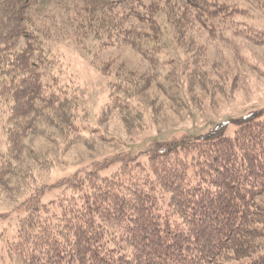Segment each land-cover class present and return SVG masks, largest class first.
<instances>
[{
	"label": "trees",
	"instance_id": "obj_1",
	"mask_svg": "<svg viewBox=\"0 0 264 264\" xmlns=\"http://www.w3.org/2000/svg\"><path fill=\"white\" fill-rule=\"evenodd\" d=\"M183 1L205 32L253 34L264 44V33L244 22L245 11L231 1ZM27 2L0 0V129L6 143L1 188L12 187L8 177L23 140L40 121L61 120L75 140L89 139L77 122L85 115L82 94L57 84L51 76L54 55L23 23ZM145 2L102 0L97 10L106 17L112 4L127 5L128 17L147 20L154 31L159 15ZM109 24L105 44H129L154 69L170 64L157 62L161 46L156 40L133 34L131 25ZM14 38H23L25 47L7 60L6 47ZM152 81L143 73L131 82L114 74L101 116L127 109L120 93L129 103L128 94L137 96ZM263 113L232 121V134L221 122L198 137L159 143L144 162L117 158L119 166L108 172L107 164L89 167L61 183L59 194L46 201L34 192L8 241L11 257L16 264H264Z\"/></svg>",
	"mask_w": 264,
	"mask_h": 264
},
{
	"label": "rangeland",
	"instance_id": "obj_2",
	"mask_svg": "<svg viewBox=\"0 0 264 264\" xmlns=\"http://www.w3.org/2000/svg\"><path fill=\"white\" fill-rule=\"evenodd\" d=\"M228 1L245 11L244 22L264 33V0ZM100 2L28 0L23 9V23L37 31L40 44L55 57L51 76L62 88L82 94L85 115L80 114L77 122L83 126L79 132L89 139L75 140L61 120L47 119L23 140L15 171L8 177L12 187H0V264H16L8 241L24 201L34 192L46 201L59 194L61 183L89 167L107 164L108 172L119 166L113 161L117 158L144 162L159 143L198 137L221 122L232 134V121L252 111L264 112V44L258 37L209 34L183 0H157V6L156 0L151 4L146 0L159 15L154 31L147 20L128 17L127 5L112 4L103 17L97 10ZM138 8L145 12L146 7ZM111 21L131 25L132 33H144L147 42L156 40L161 46L157 62L171 60L170 64L154 69L129 44H105ZM24 47L23 38L10 40L5 59H13L9 54ZM116 73L129 82L143 73L159 84L152 81L137 96L128 94L129 103L120 93L121 104L128 108H117L103 118L100 108L107 101V81ZM5 152V133L0 129V155Z\"/></svg>",
	"mask_w": 264,
	"mask_h": 264
}]
</instances>
